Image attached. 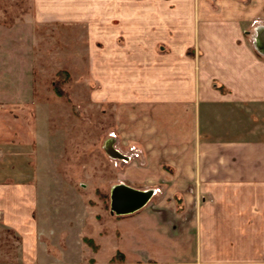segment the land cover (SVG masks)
Here are the masks:
<instances>
[{"label": "crops", "instance_id": "obj_1", "mask_svg": "<svg viewBox=\"0 0 264 264\" xmlns=\"http://www.w3.org/2000/svg\"><path fill=\"white\" fill-rule=\"evenodd\" d=\"M152 1L154 12L103 14L120 23L97 30L91 64V98L113 107L104 146L126 165L118 183L149 198L108 212L106 234L93 217L96 249L74 254L65 237L36 235L33 192L0 183L21 262L264 264V0Z\"/></svg>", "mask_w": 264, "mask_h": 264}, {"label": "rangeland", "instance_id": "obj_2", "mask_svg": "<svg viewBox=\"0 0 264 264\" xmlns=\"http://www.w3.org/2000/svg\"><path fill=\"white\" fill-rule=\"evenodd\" d=\"M129 2L0 0V183L33 192L36 235L62 240L61 246L65 237L74 254L96 249L93 217L100 232L112 229L106 221L113 219L109 192L127 173L124 162L111 158L104 146L112 133L107 129L114 126L113 107L91 98V64L92 48L104 46L97 30L106 34L120 23L103 14L144 5L147 13L155 11L152 0ZM83 11L95 17L79 18ZM58 69L67 71L62 88L69 100L52 89ZM15 238L0 225V264H28L16 253ZM106 243L101 256L109 249ZM45 244L58 250V244ZM56 257L54 264H62Z\"/></svg>", "mask_w": 264, "mask_h": 264}, {"label": "water", "instance_id": "obj_3", "mask_svg": "<svg viewBox=\"0 0 264 264\" xmlns=\"http://www.w3.org/2000/svg\"><path fill=\"white\" fill-rule=\"evenodd\" d=\"M149 195L148 190L117 183L111 187L109 192V211L115 213L132 211L142 205Z\"/></svg>", "mask_w": 264, "mask_h": 264}, {"label": "trees", "instance_id": "obj_4", "mask_svg": "<svg viewBox=\"0 0 264 264\" xmlns=\"http://www.w3.org/2000/svg\"><path fill=\"white\" fill-rule=\"evenodd\" d=\"M67 77H68V74H67L66 70L58 69L55 72L54 78L51 80V86H52V89L56 95L63 96L67 100H69L67 95H66L65 90L62 88V85L66 81ZM119 256L121 257L120 254H119Z\"/></svg>", "mask_w": 264, "mask_h": 264}, {"label": "bare ground", "instance_id": "obj_5", "mask_svg": "<svg viewBox=\"0 0 264 264\" xmlns=\"http://www.w3.org/2000/svg\"><path fill=\"white\" fill-rule=\"evenodd\" d=\"M110 153L113 154L115 157L118 158L119 152L115 148H110ZM150 196V195H149ZM149 198V197H148Z\"/></svg>", "mask_w": 264, "mask_h": 264}]
</instances>
